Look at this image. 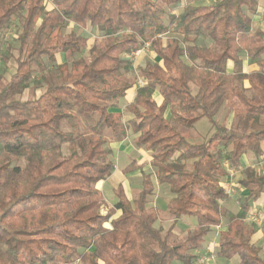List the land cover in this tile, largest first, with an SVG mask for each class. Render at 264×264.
I'll return each instance as SVG.
<instances>
[{
    "label": "trees",
    "instance_id": "1",
    "mask_svg": "<svg viewBox=\"0 0 264 264\" xmlns=\"http://www.w3.org/2000/svg\"><path fill=\"white\" fill-rule=\"evenodd\" d=\"M259 3L0 0V43L19 25L16 69L0 74V264H205L200 242L224 218L216 255L264 264L246 223L264 173L248 167L237 179L236 213L222 184L247 155L264 159V33L250 16ZM147 42L155 59L138 61L137 86L129 54ZM133 87L125 120L114 109ZM222 110L230 121L217 119ZM202 121L206 139L192 142ZM129 130L152 170L141 167L134 198L117 183L102 214L99 184L115 172L109 145ZM157 185L171 193L166 231L150 199ZM180 221L191 225L184 239Z\"/></svg>",
    "mask_w": 264,
    "mask_h": 264
},
{
    "label": "rangeland",
    "instance_id": "2",
    "mask_svg": "<svg viewBox=\"0 0 264 264\" xmlns=\"http://www.w3.org/2000/svg\"><path fill=\"white\" fill-rule=\"evenodd\" d=\"M214 2V0H184L185 4L194 3L198 6H204ZM183 10V7L180 8V11ZM260 24H256V27L264 26V13L261 16ZM19 25L14 23L12 28H9L8 31L5 32L3 41L0 43V74H3L5 78H9L11 74L15 71L17 63L15 60V56L18 54L17 47L18 42L14 40V36L16 34V29ZM140 50V49H138ZM138 50L134 51L136 53ZM142 54V55H141ZM136 58L132 57L129 54V62L132 65L133 74H130V77H135L137 81V86H142L145 84V81L142 77L138 75V61L141 63L145 59L154 60L155 57L151 53V48L146 49L145 51H141L140 54ZM141 55V56H139ZM62 56V60H63ZM143 83V84H141ZM131 95V94H130ZM159 100V97H157ZM122 100V101H120ZM116 108L119 110L123 115H127V111L125 110L126 105V97L120 99ZM227 118V121H230V115H227L226 110H222L218 115L217 119L219 121H223ZM209 123L207 121H202L200 124L193 130L189 131V137L192 142H203L206 139L207 133L209 131ZM187 133V131L185 132ZM107 134L110 136V132L108 131ZM109 147L113 151L112 158L115 161V175L112 176L109 180L102 182L101 188L105 197L108 200L112 201L116 200L114 188L117 186L119 181H125L127 191L129 196L136 197L138 192L140 191V181H141V167L146 171L152 170V166L149 163L151 152L145 150L142 147H138L133 138L127 139L123 143H110ZM136 162V167L132 169V171L124 172V169L128 166H131L134 161ZM248 167L255 168L259 173H264V159L259 161L252 155H248V157L243 158V162L240 168L231 172L230 174V182L228 184H224L227 189H229L228 193L231 195V200L227 202V206L231 211H236L237 206H239L238 202L236 201L238 194L234 197L233 193L234 190H237L235 187L237 179L243 175L244 171ZM234 182V184H233ZM224 183V180H223ZM162 186V187H161ZM157 185V190L154 195L150 197L151 201L160 209V220L156 223L157 227H161L164 231H166L170 225L172 224V216L170 215L168 208H167V200L171 197V193L169 191L168 185ZM132 193V194H131ZM226 202V201H225ZM106 203V206L101 208L102 214H107L108 209L112 207V205ZM113 204V203H111ZM264 205V204H263ZM255 219L253 222H257L259 225L264 227V210L255 209L249 219ZM224 226L222 228H218L217 232L214 231L209 233L201 242L200 247L198 248L197 252L201 254L199 262H203L205 264H230L229 261L220 260L221 258L216 255L218 249V240L221 230H226L227 228V218H224L223 222ZM191 225L188 221L179 222L176 226V232L178 233V237L180 239H184L186 237L187 231L190 229ZM215 233V234H214ZM213 236V238H211ZM237 261H239V257H234Z\"/></svg>",
    "mask_w": 264,
    "mask_h": 264
},
{
    "label": "crops",
    "instance_id": "3",
    "mask_svg": "<svg viewBox=\"0 0 264 264\" xmlns=\"http://www.w3.org/2000/svg\"><path fill=\"white\" fill-rule=\"evenodd\" d=\"M51 6V4L49 3V7ZM257 10H258V13H256V14H253V13H250V16L252 17V28H253V31H255V32H263L264 33V26H262V27H256V24H260V22H261V16H262V14L264 13V0H260V3H259V6H258V8H257ZM89 31V30H88ZM94 38H95V36L94 37H92V41L94 40ZM259 68V65L258 64H247L246 65V70L249 72V71H252V70H256V69H258ZM131 94V95H130ZM135 94H136V87H133L131 90H129L128 91V93H127V95H126V100H125V102H126V105L128 104V103H130V102H132L133 100H134V97H135ZM120 101H122V100H120ZM159 101H160V99H159ZM126 105H125V107H126ZM115 111H118V112H120L119 110H117V108H115L114 109ZM129 114L127 113V115L125 116L124 115V119L125 120H128L129 119ZM133 138L134 140H135V137H136V134H134L133 132H132V130H129V132H128V137L125 139V140H123L122 142H116V143H123L124 141H127V139H129V138ZM250 155H252V154H250ZM252 156H254V155H252ZM246 157H248V155L246 156ZM255 157V156H254ZM256 158V157H255ZM134 161V160H133ZM150 161V160H149ZM243 162V161H242ZM129 167V166H128ZM126 169V168H125ZM125 172V171H124ZM115 173H116V171L114 172V174L113 175H115ZM126 173V172H125ZM112 175V176H113ZM112 176L110 177V178H112ZM109 178V179H110ZM109 179H107V180H109ZM107 180H105V181H107ZM105 181H103V183L105 182ZM142 181H143V177L141 176V181H140V189L142 188ZM119 182H122L123 184H124V186H125V189H126V192H127V194L129 195V193H128V189H127V187H126V184H125V181L123 182V181H119ZM118 182V183H119ZM228 182H230V175L227 177V178H225L224 179V183L222 182V184L224 185H226V184H228ZM101 184V183H100ZM99 184V186L101 187V185ZM233 184H234V182H233ZM224 185V186H225ZM161 186V185H160ZM162 187V186H161ZM102 189V188H101ZM157 190V189H156ZM156 192V191H155ZM114 193H115V188H114ZM243 193L244 194H246L247 193V190H244L243 191ZM104 194V193H103ZM132 194V193H131ZM240 195L239 194V192L237 191V190H234V193H233V196L232 197H234V196H236V195ZM232 195V194H231ZM104 196H105V194H104ZM116 197V196H115ZM130 198H131V196H129ZM132 198H134V197H132ZM169 199L170 198H168V200H167V203H168V201H169ZM229 200H231V198L229 199ZM228 200V201H229ZM110 201H111V203H114L115 201H112L111 199H110ZM228 201H226L225 203H224V206H225V208L227 209V210H229L230 211V209L228 208V206H227V202ZM236 201L238 202V204H239V206H240V203H239V201L236 199ZM105 203H108V200H107V198L105 197ZM110 202L108 203V204H110V205H113V204H111ZM264 194H262L254 203H253V205H252V209H251V213L248 215V217H247V219H246V223H247V225L249 226V227H251V229L253 230V234H252V242L253 243H255L257 246H260V247H262V253H264V227H262L261 225H259L257 222H253L254 220L251 218V219H249V217L252 215V213L254 212V210L255 209H261L262 211L264 210ZM167 205V204H166ZM239 206H237V209H236V211H231L232 213H236L237 211H238V209H239ZM180 222H185V221H180ZM224 222V221H223ZM193 223H194V220H193ZM178 224H179V222H178ZM177 224V225H178ZM224 224V223H223ZM171 226V225H170ZM217 227H219V226H217ZM221 227H226V226H221ZM217 230H218V228L214 231L215 233L217 232ZM214 233V234H215ZM219 235V240H220V234H218ZM211 238H213V236L211 237ZM219 240H218V247H219ZM218 250V249H217ZM219 258V257H218ZM223 258H221L220 260H222ZM224 260V262H225V259H223ZM227 261H229L230 262V264H238L239 263V261H237L236 259H234V258H232V259H230V260H227Z\"/></svg>",
    "mask_w": 264,
    "mask_h": 264
},
{
    "label": "built area",
    "instance_id": "4",
    "mask_svg": "<svg viewBox=\"0 0 264 264\" xmlns=\"http://www.w3.org/2000/svg\"><path fill=\"white\" fill-rule=\"evenodd\" d=\"M149 47H150V43L149 42H147L140 50H138L136 53H138V54H140L141 53V51H145L146 49H149ZM136 53H131V56L132 57H137L138 55H136ZM141 84H143V83H141ZM228 191H229V189H228Z\"/></svg>",
    "mask_w": 264,
    "mask_h": 264
}]
</instances>
